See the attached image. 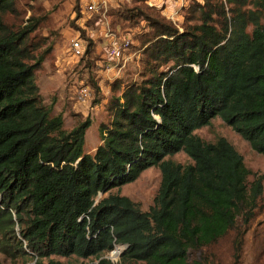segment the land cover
Masks as SVG:
<instances>
[{"label":"trees","instance_id":"obj_1","mask_svg":"<svg viewBox=\"0 0 264 264\" xmlns=\"http://www.w3.org/2000/svg\"><path fill=\"white\" fill-rule=\"evenodd\" d=\"M198 6L201 22L188 30L161 23L152 43L157 65L116 98L91 154V120L67 131L63 115L43 102L36 72L45 53L32 36L41 19L13 27L6 16L17 14L18 0H0L2 252L30 256V264H64L54 255L114 264L103 255L119 245L127 246L122 263L202 264L189 261L191 250L216 243L241 215L250 224L264 175L249 187L243 155L226 138L208 143L195 131L220 117L264 155V0ZM179 152L192 163L167 159ZM154 166L162 179L148 211L120 193L96 202Z\"/></svg>","mask_w":264,"mask_h":264},{"label":"rangeland","instance_id":"obj_2","mask_svg":"<svg viewBox=\"0 0 264 264\" xmlns=\"http://www.w3.org/2000/svg\"><path fill=\"white\" fill-rule=\"evenodd\" d=\"M105 1L107 11L97 13L86 9L88 0H18L17 14L6 16L7 23L18 28L27 25L32 15L41 19L39 29L32 36L37 35L36 41L42 42L37 53H45L43 65L36 72L43 102L51 108L52 116L63 115L64 129L67 131L87 119L91 120L85 144L86 153L91 154H95L102 143L100 128L112 122L116 98L128 87L141 84L150 76V69L157 65L152 58V43L158 38L155 36L162 28L161 23L171 24L180 32L188 30L201 22L198 5L204 4V0ZM108 26L120 41L130 43L125 52L128 62L121 71L108 69L115 65L108 55L109 41L105 35ZM252 28L250 25L248 31L251 32ZM78 37L86 43L83 57L72 54L71 44ZM90 42L93 46L88 54ZM47 49L48 53L45 52ZM169 66L171 64L163 66L161 70H167ZM84 84L90 87L91 98L87 104H80L77 92ZM195 133L208 143L216 142L220 137L226 138L244 157L250 171L249 187L257 176L264 175V155L256 152L220 117L214 118L210 125ZM167 159L182 164L192 163L184 152L168 156ZM161 179L160 168L151 167L136 181L113 188L109 193L102 194L101 198L98 197L96 202L106 195L120 193L132 199L141 210L148 211L154 205ZM16 230L19 238L20 227L17 226ZM124 248L118 245L113 251L105 253L103 258L114 264H145L137 261L122 263ZM51 258L64 264L99 262L96 257L81 259L54 255ZM195 260L202 264H264V193L249 225L243 223L242 215L239 216L235 228L216 243L203 251L191 250L189 261ZM32 262L30 256L6 254L0 248V264Z\"/></svg>","mask_w":264,"mask_h":264},{"label":"built area","instance_id":"obj_3","mask_svg":"<svg viewBox=\"0 0 264 264\" xmlns=\"http://www.w3.org/2000/svg\"><path fill=\"white\" fill-rule=\"evenodd\" d=\"M182 2L184 0H181ZM86 9L97 12L105 13L107 11V1L105 0H88ZM105 35L108 38V55L112 61L115 62V65L108 67L110 70L115 68L118 71L123 70L128 62V56L125 52L130 47V43L127 40L120 41L115 33L111 30L110 26L106 27ZM72 54L75 57H83L86 52V43L85 40L78 37L73 40L71 44ZM91 98V89L87 84L82 85L77 92V101L80 104H87ZM102 197V194H99V198Z\"/></svg>","mask_w":264,"mask_h":264},{"label":"clouds","instance_id":"obj_4","mask_svg":"<svg viewBox=\"0 0 264 264\" xmlns=\"http://www.w3.org/2000/svg\"><path fill=\"white\" fill-rule=\"evenodd\" d=\"M101 194H102V193H101ZM98 197H99V196H98ZM100 198H101V197H100ZM126 248H127V246H125V248H124V249H126ZM124 249H123V250H124ZM123 250H122V252H123Z\"/></svg>","mask_w":264,"mask_h":264},{"label":"bare ground","instance_id":"obj_5","mask_svg":"<svg viewBox=\"0 0 264 264\" xmlns=\"http://www.w3.org/2000/svg\"><path fill=\"white\" fill-rule=\"evenodd\" d=\"M124 252V251H123Z\"/></svg>","mask_w":264,"mask_h":264}]
</instances>
